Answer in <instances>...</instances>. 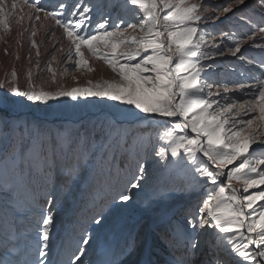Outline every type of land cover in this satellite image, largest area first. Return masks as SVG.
<instances>
[{
    "label": "snow or ice",
    "instance_id": "6c2138e0",
    "mask_svg": "<svg viewBox=\"0 0 264 264\" xmlns=\"http://www.w3.org/2000/svg\"><path fill=\"white\" fill-rule=\"evenodd\" d=\"M98 7L91 0H58L55 5L48 0H0V41L7 43L4 37L13 34L15 25L14 40L19 43L16 38L26 35L39 56L35 37L43 32L51 38L62 30L53 43L54 52L47 66L53 83L57 75L51 62L57 60L56 51L61 53L57 63L92 72L90 60H101L114 74L112 79H88L84 84L46 91L32 84L31 72L28 87L22 90L13 70L10 80H0V88L7 87L10 94L0 98V105L11 103V97L44 104L61 97L115 101L117 107L101 129L107 142L101 148L115 150L121 141L127 145L129 139L135 144V134L123 127L126 120L135 119L142 129L159 122L155 140L149 137L148 141L153 156L159 158L156 162L180 165L187 169L194 186L211 188L196 209L185 216L182 225H172L155 238L150 231L130 233L121 245L110 249V259L104 264H155L151 256L156 241L168 251L171 259L167 264H227L222 259L221 244L236 264H264V204L257 203L264 202V60L260 61L261 74L255 83H238L235 88H229L227 83L218 86L212 79L214 60L209 63L210 57L224 56L225 47L229 55L240 53L243 60L245 45L264 40V26L258 27L254 21L259 17V24L264 25V0H228L225 6L212 5L211 11L205 0H124L112 7L123 8L130 15L118 16L113 22L108 13L90 27ZM245 9L251 15L245 13L238 19L250 26L251 35L223 32L219 44L215 37L206 39L211 35L210 22ZM65 39L67 49L57 48ZM225 42H231V46ZM40 43L44 44V40ZM254 46L264 51V44ZM71 78L78 80L75 75ZM9 131L19 143H14L11 150L15 175L26 183L34 176L47 180L50 173L56 172L72 181L81 165L86 166L93 158L94 141L99 135L79 129L53 131L39 124L10 128L7 110L0 107V135L7 139ZM131 155L121 156L128 161L129 169ZM107 156L108 152H104L102 159ZM16 158L19 163H15ZM149 166L146 150L143 155H135L131 178L120 191L100 203L99 211L81 232L80 255H75L69 264H82L86 251L83 245H90L93 239L89 231L92 224L99 226L107 214L124 212L139 204L138 193L133 195V190H144L142 182ZM3 188L8 197L6 205L15 206L12 186L4 182ZM45 195L51 206L54 192ZM162 196L143 201L145 208L154 211ZM54 219L49 207L37 224L36 258L32 264L46 262L53 246ZM210 233L216 235L202 239ZM206 252L212 253L207 262L202 259ZM138 254L144 258L130 261ZM0 264L20 262L0 259Z\"/></svg>",
    "mask_w": 264,
    "mask_h": 264
},
{
    "label": "rangeland",
    "instance_id": "374dc122",
    "mask_svg": "<svg viewBox=\"0 0 264 264\" xmlns=\"http://www.w3.org/2000/svg\"><path fill=\"white\" fill-rule=\"evenodd\" d=\"M72 0H68L71 3ZM124 0H91L92 4L98 5L93 13V24H95L111 13V21H116L118 16L130 15L123 8L113 9L115 4H123ZM212 10V5L225 6L228 0H205ZM107 4V7L103 5ZM247 13L237 12L235 15L227 14L228 18L221 17L220 24L208 25V31L211 35L206 37L211 41L215 37L217 44L222 40V33H236L237 35H251L249 27L244 22L239 21L238 17ZM251 15V13H247ZM257 26L259 17H254ZM215 29V31H213ZM22 30V29H20ZM14 34L17 32V26H13ZM62 30H57L56 35L50 38L44 33H39L35 39L40 46V55H36V49L32 48L27 36H20L14 40L12 35H6L4 40L0 41V80L7 81L11 79V72L17 73V83L21 89L28 87V73L31 72L32 84L43 90L54 91L57 87H72L77 83L84 84L86 80L92 79H112L114 74L101 60H90V66L94 69L88 72L87 69L76 70L68 67L65 63H57L61 59V53L55 52L56 61L51 62V67L55 70L57 79L52 81V73L47 71L48 62L53 55V42L61 35ZM58 33V34H57ZM42 35V39L40 36ZM57 36V37H56ZM41 40L44 44L41 45ZM227 43V42H225ZM231 46V42H228ZM256 44H264V40L257 39L253 46L245 45L241 54L231 56L224 48V56L210 57L209 63L214 60L212 79L218 86L227 83L229 88H235L236 84L255 83V78H260V61L264 60V51L255 47ZM49 46V47H48ZM57 48L67 49V40H62ZM5 48L8 52L5 54ZM255 50V51H254ZM30 53V58H29ZM253 60V64L247 61ZM37 61L39 64L37 66ZM4 62V64H2ZM67 69V70H65ZM75 75L78 80L71 77ZM7 93V87L0 88V98ZM239 95V93H238ZM247 98V97H245ZM12 102L7 105H0L7 110L10 128L19 126L21 129L25 126L39 124L44 129L55 131L56 129H69L75 131L95 132L99 135L94 141L96 147L92 149L94 156L88 164L81 165L79 174L72 181H61L60 172L50 173V178L45 180L34 176L29 183L20 181L15 175L14 158L12 156V146L18 143L16 137L11 131L7 139L0 135V259L9 261H19L20 264H31L36 258V248L38 240L37 224L43 214H47L51 207L54 214V224L51 231V241L58 228L65 221L68 225V240L64 242L67 249L61 252V256L56 261L57 264H69V261L75 255H80L78 248L81 232L85 225L91 220L96 212L99 211V205L103 200L110 199L117 191H120L127 180L132 176L135 170V155H143L145 150L148 153V175L142 182L144 190H133V195H137L139 204L136 207H130L124 212H114L107 214V218L99 226L92 224L89 231L93 235L90 245H83L86 249L82 264L91 262V264H104L110 259V249L121 245L126 236L130 233H144L150 231L155 238L156 235H162L168 227L176 224H183L185 216L196 209L206 192L211 188H204L200 185H193L191 177L186 168L176 164H166L164 161L157 163L159 159L154 157L151 147L148 143L149 137L154 141L159 122L149 124L147 128H141L135 119L126 120L123 124L125 130L135 134L136 142L129 139L125 145L123 141L121 146L115 150L107 147L101 148L107 142L102 138L101 129L106 119L115 111L117 102L96 97L79 98L72 100L69 97H61L56 100H49L47 104L42 102H29L22 97H11ZM240 102H243L242 100ZM110 109V111H109ZM142 115V114H141ZM147 124V121H144ZM27 142L25 141V147ZM131 145V147H129ZM108 152L107 159H102L103 153ZM131 153V169L127 167L128 161L122 160V154ZM115 155V159H113ZM8 157L5 160V157ZM19 163V159H15ZM4 182L9 183L15 192V206L12 203L6 205L8 199L3 188ZM264 188V186H261ZM255 190V189H253ZM253 190H250L253 191ZM54 192L55 202L50 206L47 204L45 193ZM155 210L145 208L143 201L148 198L161 197ZM264 204V202H257ZM147 225V226H146ZM156 234V235H155ZM215 233H210L202 239H211ZM204 255L203 260L210 261L212 253ZM222 259L227 264H236L235 258L230 257L226 251H223L221 244ZM206 254V253H205ZM162 256L167 259H162ZM144 257L138 254L130 258V261H139ZM151 259L155 264H167L171 259L165 245L156 241L154 254ZM162 260V261H160ZM168 260V261H163Z\"/></svg>",
    "mask_w": 264,
    "mask_h": 264
},
{
    "label": "bare ground",
    "instance_id": "6f19581e",
    "mask_svg": "<svg viewBox=\"0 0 264 264\" xmlns=\"http://www.w3.org/2000/svg\"><path fill=\"white\" fill-rule=\"evenodd\" d=\"M48 2L52 5H55L58 3V0H48ZM71 2V1H70ZM220 20H215V21H212L209 23V25L213 24V25H218L220 24L219 22ZM22 31V30H20ZM61 32V31H60ZM43 33V32H42ZM13 34H14V31H13ZM11 34V37L12 35ZM58 34V33H57ZM42 37V35L40 36V38ZM57 37V36H56ZM59 37V36H58ZM42 39V38H41ZM51 39V38H50ZM53 39L50 40V42L52 41ZM55 42V41H54ZM53 42V43H54ZM228 46L230 45L228 42H227ZM49 47V46H48ZM244 49V48H243ZM255 51V50H254ZM2 64H4V62H2ZM110 111V109H109ZM64 180L63 178V175H61V181ZM62 224L60 225V227L58 228L56 234L53 236V242H52V248L50 250V253L48 255V257L46 258V262L45 264H57V260L58 258L61 256V252L64 251V249H67L65 248L66 247V244L64 242H66V240H68L67 236H68V225L67 223H65V221H62L61 222ZM147 226V225H146ZM156 235V234H155ZM210 254V252L208 253ZM207 255V252L206 254ZM35 259V258H34ZM33 259V261H34ZM162 259H167L166 257L164 258V256H162ZM32 261V262H33ZM162 261V260H160ZM163 261H168V260H163ZM166 263V262H165ZM164 263V264H165ZM32 264V263H31ZM160 264V263H159Z\"/></svg>",
    "mask_w": 264,
    "mask_h": 264
}]
</instances>
